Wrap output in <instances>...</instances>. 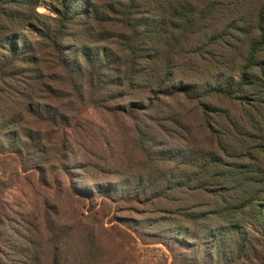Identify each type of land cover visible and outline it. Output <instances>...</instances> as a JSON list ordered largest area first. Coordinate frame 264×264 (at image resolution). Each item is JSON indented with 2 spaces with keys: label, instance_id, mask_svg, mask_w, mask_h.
Segmentation results:
<instances>
[{
  "label": "trees",
  "instance_id": "16d2710c",
  "mask_svg": "<svg viewBox=\"0 0 264 264\" xmlns=\"http://www.w3.org/2000/svg\"><path fill=\"white\" fill-rule=\"evenodd\" d=\"M81 2L61 0V29L80 24ZM32 5L38 2L0 0L6 47L0 75L20 74L18 64L32 62L29 43L10 27L33 19L26 13ZM108 9L122 17L129 53L124 59L85 46L84 63L67 62L66 75L87 82L100 100L127 98L131 109L145 113V119L131 116L139 120L136 136L149 145L137 186L160 204L181 206L184 224L176 225L188 242L209 239L217 263L264 264V0H114ZM14 92L25 107V91ZM25 110L34 114L29 105ZM156 129L172 146L157 139Z\"/></svg>",
  "mask_w": 264,
  "mask_h": 264
},
{
  "label": "rangeland",
  "instance_id": "374dc122",
  "mask_svg": "<svg viewBox=\"0 0 264 264\" xmlns=\"http://www.w3.org/2000/svg\"><path fill=\"white\" fill-rule=\"evenodd\" d=\"M34 1L37 6H26L33 19L10 25L29 43L32 62L18 64L20 74L0 75V264H228L211 256L209 239L188 242L180 234L181 206L160 204L138 188L149 145L136 136L140 124L131 116L145 119V113L131 109L127 98L101 101L87 82L66 75L68 63L74 67L78 57L84 63L85 46L124 59L129 53L122 17L108 9L114 0H81L80 24L62 29L61 0ZM107 17L117 20L101 25ZM5 48L0 41V59ZM11 89L25 91V107Z\"/></svg>",
  "mask_w": 264,
  "mask_h": 264
}]
</instances>
